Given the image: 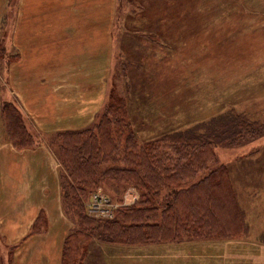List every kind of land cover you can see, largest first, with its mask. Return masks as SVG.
Here are the masks:
<instances>
[{"label": "rangeland", "instance_id": "rangeland-1", "mask_svg": "<svg viewBox=\"0 0 264 264\" xmlns=\"http://www.w3.org/2000/svg\"><path fill=\"white\" fill-rule=\"evenodd\" d=\"M74 1L80 3V0ZM19 7V0H8L0 18V106L13 103L22 112L10 93L8 80L10 65L21 60V53L13 44ZM104 7L103 80L96 62L91 66L81 61L70 71L65 70L70 83H76L74 78L83 76L87 82L83 90L87 89V93L91 87L96 91L102 86V99L98 92L97 99L87 103L91 114L88 121L70 130L99 123L112 94L124 98L131 128L141 143L190 129L203 131V126L212 122L219 124L228 115L242 116L264 125V0H105ZM110 14H113V25L108 42L111 45L109 55L106 53V30ZM77 29L71 27L72 33ZM42 32L51 35V29L44 28ZM80 36L72 37L80 39ZM57 52L61 53L58 49ZM95 71L96 75L87 77ZM89 83L93 85L89 87ZM73 97L70 90L66 92L59 105L61 108L57 107L58 117L67 115L66 108ZM23 115L37 142L36 148L46 149L47 154L22 156L21 180L18 183L11 182L13 179L7 181L10 204L0 202V208L7 211L0 212L1 218L13 217L12 206L23 203L24 220L9 223V227L11 224L13 227V239H20L13 245L8 243L0 227V264H13L12 256L20 245L26 246L34 235L47 233L49 224L44 232L27 238L40 212H45L40 209L34 217L40 190L50 192L51 154L57 163L54 174L59 185L63 174L55 148L51 149V140L55 133L66 130L42 131L30 117ZM68 118L62 119L70 120ZM4 130L6 123L0 114L1 142L11 144ZM215 155L219 164L227 167L235 188L245 219L243 235L228 240L127 248L106 247L95 242L84 264H262L264 136L245 146L220 145L215 148ZM1 171L4 177L0 178V183L11 179L9 170ZM0 195L4 200V193ZM139 199L132 187L105 183L88 200L86 210L95 219H112L118 208L133 205ZM61 208L64 214L63 200ZM4 222L7 224L0 220ZM41 245V241L36 243L35 252Z\"/></svg>", "mask_w": 264, "mask_h": 264}, {"label": "trees", "instance_id": "trees-1", "mask_svg": "<svg viewBox=\"0 0 264 264\" xmlns=\"http://www.w3.org/2000/svg\"><path fill=\"white\" fill-rule=\"evenodd\" d=\"M128 111L124 98L112 94L99 123L57 132L51 140L63 168L64 214L72 223L60 264H84L95 242L127 248L243 235L244 215L215 148L248 145L264 136V125L228 115L203 131L190 129L141 143ZM0 114L16 149L38 146L13 103L3 104ZM105 183L132 187L140 199L118 208L112 219H95L87 214L86 203ZM47 226L46 213L40 212L27 238Z\"/></svg>", "mask_w": 264, "mask_h": 264}, {"label": "crops", "instance_id": "crops-1", "mask_svg": "<svg viewBox=\"0 0 264 264\" xmlns=\"http://www.w3.org/2000/svg\"><path fill=\"white\" fill-rule=\"evenodd\" d=\"M7 2L8 0H0V18L5 13ZM72 3L75 7H63V5ZM104 3L105 0H80V3H76L74 0H19L20 9L13 31V44L21 53V60L9 67L10 93L18 101L23 114L30 117L31 122L42 131L51 133V130L78 129L80 125L88 121L91 115L87 109V103L89 105L94 102L98 92L102 99V86L100 89L95 87L96 91L91 87L92 90L87 93V89L83 90L87 83L83 80V76L74 78L76 83H70L65 70L70 71L81 61H86V64H91V66H94L93 64L96 62L100 67V79L103 80L105 63ZM109 21L110 25L107 24L109 28L106 30L107 43L111 38L113 14H110ZM73 26L78 28L76 33H72L71 27ZM44 28L51 29V35L50 32H42ZM79 34H81L80 39L72 37ZM106 47V53L110 55L111 45L108 43ZM57 49L61 53L57 52ZM96 74L97 71L88 73L87 77ZM91 79L89 80L91 81ZM71 80L73 81V78ZM91 84L93 85V83H89V87L92 86ZM69 90L74 94L73 101L66 108L67 115H62L60 118L56 115L57 107H60V102ZM67 116L70 120L62 119ZM5 134L7 135V132L4 130ZM40 154H47L46 149L39 147L17 151L10 143L1 142L0 139V178L4 177L1 169L9 170L8 175L11 177V179L2 180L0 183V193H4L5 196L3 200L0 195L2 204L9 203L7 199L9 192L6 191L7 181L13 179L11 182L18 183V180H21L23 173L21 163L24 155L37 157ZM18 156H20L19 160ZM8 161L12 164H6ZM51 161L50 192L40 190L39 205H36L34 211V217L40 209L46 212L49 224L47 233L34 235L29 238L26 246L24 243L20 245L16 249V254L11 255L13 264L61 263L63 242L71 224L65 218L61 208L60 185L54 174L57 172V163L52 154ZM23 210V203H18L10 210L13 217L8 219L3 216L1 218L0 214V220L7 223H0V227L11 245L19 242L20 239H13L11 233L13 227L12 224L9 227V223L23 221ZM0 212L4 214L7 211L5 209L4 212V209L0 208ZM38 241H41L42 245L35 252Z\"/></svg>", "mask_w": 264, "mask_h": 264}, {"label": "built area", "instance_id": "built-area-1", "mask_svg": "<svg viewBox=\"0 0 264 264\" xmlns=\"http://www.w3.org/2000/svg\"><path fill=\"white\" fill-rule=\"evenodd\" d=\"M97 202H99V199L97 200Z\"/></svg>", "mask_w": 264, "mask_h": 264}]
</instances>
